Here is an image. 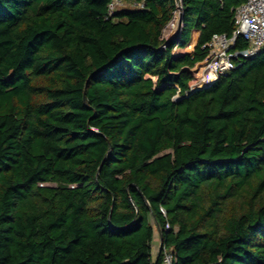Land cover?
<instances>
[{"label":"trees","instance_id":"16d2710c","mask_svg":"<svg viewBox=\"0 0 264 264\" xmlns=\"http://www.w3.org/2000/svg\"><path fill=\"white\" fill-rule=\"evenodd\" d=\"M118 1L0 0V264H264V48L192 90L247 0Z\"/></svg>","mask_w":264,"mask_h":264},{"label":"built area","instance_id":"2783aa9c","mask_svg":"<svg viewBox=\"0 0 264 264\" xmlns=\"http://www.w3.org/2000/svg\"><path fill=\"white\" fill-rule=\"evenodd\" d=\"M118 0L111 6L115 9ZM236 28L232 36L216 35L208 44L209 58L201 77L192 88L201 89L227 76L239 66V62L255 58L264 48V0H247L236 10ZM239 39L248 43L244 49L237 48ZM164 264H173V255L164 251Z\"/></svg>","mask_w":264,"mask_h":264},{"label":"rangeland","instance_id":"374dc122","mask_svg":"<svg viewBox=\"0 0 264 264\" xmlns=\"http://www.w3.org/2000/svg\"><path fill=\"white\" fill-rule=\"evenodd\" d=\"M135 7H136L135 4L128 3L125 1H120L116 3L115 10H121L124 8L132 9ZM155 231H156V237H155L154 248H153L154 259L157 258V255L160 252V248H161V237H160L158 228L155 227Z\"/></svg>","mask_w":264,"mask_h":264},{"label":"water","instance_id":"95a60500","mask_svg":"<svg viewBox=\"0 0 264 264\" xmlns=\"http://www.w3.org/2000/svg\"><path fill=\"white\" fill-rule=\"evenodd\" d=\"M180 23H181V20H180ZM158 231H159V234H160V237H161V246H162V242H163L162 233H161V231L159 230V228H158ZM159 256H160V252L158 253L156 260H158Z\"/></svg>","mask_w":264,"mask_h":264}]
</instances>
